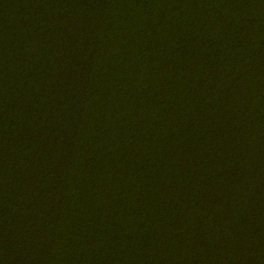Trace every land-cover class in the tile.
Here are the masks:
<instances>
[{
  "label": "trees",
  "instance_id": "16d2710c",
  "mask_svg": "<svg viewBox=\"0 0 264 264\" xmlns=\"http://www.w3.org/2000/svg\"><path fill=\"white\" fill-rule=\"evenodd\" d=\"M0 264H264V0H0Z\"/></svg>",
  "mask_w": 264,
  "mask_h": 264
}]
</instances>
